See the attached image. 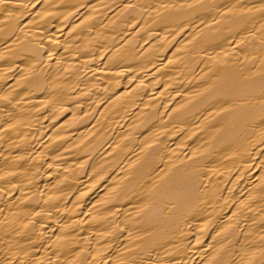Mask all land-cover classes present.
Returning <instances> with one entry per match:
<instances>
[{"label":"bare ground","instance_id":"bare-ground-1","mask_svg":"<svg viewBox=\"0 0 264 264\" xmlns=\"http://www.w3.org/2000/svg\"><path fill=\"white\" fill-rule=\"evenodd\" d=\"M0 264H264V0H0Z\"/></svg>","mask_w":264,"mask_h":264}]
</instances>
